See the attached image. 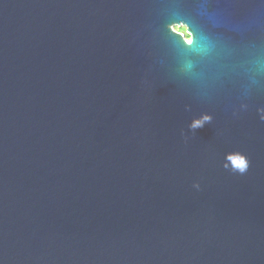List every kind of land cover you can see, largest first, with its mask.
<instances>
[{
    "label": "water",
    "instance_id": "1",
    "mask_svg": "<svg viewBox=\"0 0 264 264\" xmlns=\"http://www.w3.org/2000/svg\"><path fill=\"white\" fill-rule=\"evenodd\" d=\"M256 56L264 0H0V264H264Z\"/></svg>",
    "mask_w": 264,
    "mask_h": 264
},
{
    "label": "clouds",
    "instance_id": "2",
    "mask_svg": "<svg viewBox=\"0 0 264 264\" xmlns=\"http://www.w3.org/2000/svg\"><path fill=\"white\" fill-rule=\"evenodd\" d=\"M211 20L212 18L209 17ZM170 31L180 35L183 40L185 47L193 48V56L197 58H206L208 57L215 48L214 41L209 37V35L200 30L199 39L196 38L194 33L190 31L188 24L181 23L176 26H170ZM194 40L196 41L194 45ZM195 67L194 61H189L185 64V70L191 71ZM248 71L253 75L260 76L264 75V56H256L250 62L248 66ZM257 114L261 121H264V108L257 109ZM212 121V116L203 114L197 120H194L190 125V129L202 128L205 124ZM226 172L244 176L248 173L250 169V160L246 154L239 150H232L225 152L220 165ZM193 189L199 191L200 184L193 183Z\"/></svg>",
    "mask_w": 264,
    "mask_h": 264
}]
</instances>
